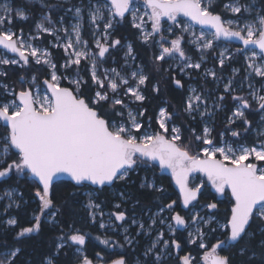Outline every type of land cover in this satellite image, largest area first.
<instances>
[{
  "label": "snow or ice",
  "instance_id": "6c2138e0",
  "mask_svg": "<svg viewBox=\"0 0 264 264\" xmlns=\"http://www.w3.org/2000/svg\"><path fill=\"white\" fill-rule=\"evenodd\" d=\"M69 201L113 251L87 253ZM0 233V264H264V0H0Z\"/></svg>",
  "mask_w": 264,
  "mask_h": 264
},
{
  "label": "trees",
  "instance_id": "16d2710c",
  "mask_svg": "<svg viewBox=\"0 0 264 264\" xmlns=\"http://www.w3.org/2000/svg\"><path fill=\"white\" fill-rule=\"evenodd\" d=\"M30 23V27H32V21H29ZM123 31L122 32H118L116 33L117 37H125L128 36L132 39V41L135 42V36L133 35V31L128 25H124L122 27ZM25 31H28V29L26 28ZM138 47V49H140V46L137 44L136 45ZM146 51L147 54L149 53L145 48L141 47V50H139V53L141 54L142 51ZM33 71H35V69H33ZM19 75V71L10 73V77H11V81L10 82H14L17 79V76ZM163 98L164 99H169L172 101V103L174 105H176L177 107H179V102H180V98H181V93L179 91L176 90H166L163 93ZM155 103V102H154ZM224 113H220V116L223 117ZM222 123V121H221ZM134 180H139V177L133 176ZM169 182V181H168ZM167 182V183H168ZM15 183V182H14ZM21 184V190L25 193V199H29L30 193H31V189L29 185H25L23 184V182H20ZM136 188H138V185L136 184L135 186H132L131 191L133 192L134 196H136V198L140 199L141 202H144L145 200H154V198L152 196L149 195H140L139 193H137ZM168 189V194L169 196L172 197L173 193H175V191L172 189L171 184L168 183L167 187ZM67 190L65 189H60L57 191V196L58 198L61 197ZM209 192H211V190L205 191L204 196L202 198V203L203 202H208L211 199H213V197H215V199L217 200L216 196L213 194V192H211V194H209ZM171 194V195H170ZM109 198H111V193L109 194ZM103 199V197H102ZM218 201V200H217ZM221 201V200H220ZM62 202V200L60 201ZM227 202L226 200H224L222 203H220V207H219V212H220V216L218 217V219L220 220V222H224L222 215L224 210L227 207ZM36 207V203L34 201H29V206H28V212H21L20 213V220L22 225H26L27 220L30 218L29 217V213L31 211V209ZM66 211L69 212H75L77 214L76 218L78 219L79 222V226L82 227L83 229H86L87 226L84 220V212L80 209V206L77 204H73L71 201H69V206L65 209ZM106 210H109L106 208ZM254 230H258L256 228V226H254ZM257 239H259V236H257ZM3 240H8L9 242H11V235H5L3 233H0V242H3ZM215 242V241H213ZM51 244V239H50V233L49 230L47 228H45V230L38 236H35L34 238H32L31 240H27L24 245V251L26 253V256L21 257L22 260H26L29 257L31 258H35V259H39V255L45 251H47L48 247ZM194 246H191V250ZM190 250V251H191ZM3 249H0V254L3 253ZM202 252V250H200V253ZM222 254H228V255H232L235 264H239V262L243 259L242 257H240L239 255L236 254V249L233 248L231 250V252L228 253H222ZM193 255H196L195 252H193ZM65 261V264H67V260L69 259L68 257L63 258Z\"/></svg>",
  "mask_w": 264,
  "mask_h": 264
},
{
  "label": "flooded vegetation",
  "instance_id": "af4514ba",
  "mask_svg": "<svg viewBox=\"0 0 264 264\" xmlns=\"http://www.w3.org/2000/svg\"><path fill=\"white\" fill-rule=\"evenodd\" d=\"M29 31V30H28ZM27 31V32H28ZM140 56H141V54H140ZM142 58V57H141ZM181 93V92H180ZM156 171V174H157V177H158V181H159V183H162V184H164L165 185V187H167V185H168V183L169 184H171L170 183V177L167 175V174H165V175H163V176H160V174H159V170L158 169H156L155 170ZM145 173H143V172H141L140 173V175L141 176H143ZM148 175L151 177V173H148ZM169 181V182H168ZM168 182V183H167ZM137 185H138V183H137ZM171 187H172V189L175 191V185L174 184H171ZM131 189H132V187H130L129 188V191H131ZM209 190H210V188H209ZM132 192V191H131ZM213 194L216 196V198H217V200L218 201H224V200H226V198L225 197H221V196H218V195H216L214 192H213ZM171 195V194H170ZM204 196V195H203ZM203 196L201 197V202H202V198H203ZM172 197H173V199H175L176 198V191H175V193H173V195H172ZM154 203H155V201L153 200H150V199H148V200H145L144 202H141V205H154ZM127 207H129V209L131 208V203H129L128 205H127ZM178 211L180 210L179 208L177 209ZM105 211L107 212V211H109V210H106L105 209ZM137 211H139V209H137ZM153 211H155V208L153 207ZM182 214H184V213H182ZM223 223V222H222ZM84 224H86V226H87V228L86 229H84V231H86V232H88L89 233V237H88V246H87V253L89 254V255H94V253L96 252V251H101V250H103L105 253H107V252H111V251H113V249H107V248H105V246L104 245H101V244H99V241H97L96 239H95V237L97 236V235H100L101 234V230H99L98 229V227H96V226H89L86 222L84 223ZM133 231H134V229H133ZM180 233H184V230L182 229H178V235L180 234ZM109 235H111V233H108ZM184 237H186V233H184ZM184 237H182V239H184ZM141 239H143V240H146V238H141ZM191 246L192 245H188L186 248H185V251H190L191 250ZM114 251H116V252H124L125 251V249H121V248H116ZM181 254H183V253H181ZM203 255V251L200 253V256H202Z\"/></svg>",
  "mask_w": 264,
  "mask_h": 264
},
{
  "label": "rangeland",
  "instance_id": "374dc122",
  "mask_svg": "<svg viewBox=\"0 0 264 264\" xmlns=\"http://www.w3.org/2000/svg\"><path fill=\"white\" fill-rule=\"evenodd\" d=\"M20 26H22V27L24 28V30H26V28H27L28 30H30V28H31V27H30V23H29V21H28V22H20ZM123 26H124V25H123ZM123 26H121V27L119 28L118 32H122V31H123V29H122ZM25 32H27V31H25ZM124 39H125V40H131V41H132V39H131L130 37H128V36H125ZM238 46H239V45H237V44H235V43H230V44H222V45H221V48H223V47H228V48L234 50V49H235L236 47H238ZM139 50H141V47H140ZM53 51H54V53H55V55H56L57 57H59V55L62 54L61 52H58V51H56V50H53ZM121 55H122V53H121ZM149 55H150V53L147 54V52L144 51V50L141 52V57H142V59H143L145 62L148 60ZM242 63H243L242 58H238L237 61H235V62L232 63L231 67H229V68H227V69L225 70L224 75H225V76L229 75V74L231 73V70H232L233 67H235V68H240L241 65H242ZM212 66H213V65H212L211 62H209V63L206 65V67H209V68H211ZM193 83L195 84V81H194ZM209 87H212V86L209 85ZM197 175H199V174H197ZM220 223H222V222H220ZM202 251H203V250H202ZM2 254H3V253H2Z\"/></svg>",
  "mask_w": 264,
  "mask_h": 264
},
{
  "label": "water",
  "instance_id": "95a60500",
  "mask_svg": "<svg viewBox=\"0 0 264 264\" xmlns=\"http://www.w3.org/2000/svg\"><path fill=\"white\" fill-rule=\"evenodd\" d=\"M233 43H235V44H237V45H239L238 43H236V42H233ZM182 230V229H181Z\"/></svg>",
  "mask_w": 264,
  "mask_h": 264
}]
</instances>
